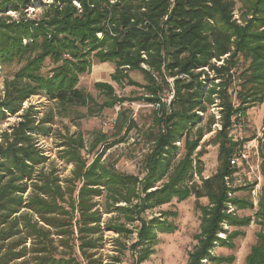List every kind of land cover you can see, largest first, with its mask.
Segmentation results:
<instances>
[{
    "label": "trees",
    "instance_id": "16d2710c",
    "mask_svg": "<svg viewBox=\"0 0 264 264\" xmlns=\"http://www.w3.org/2000/svg\"><path fill=\"white\" fill-rule=\"evenodd\" d=\"M34 1L0 0V64L2 68L16 66L5 82L6 96L0 101V115L17 112L25 99L39 94L55 102L57 110L63 113L73 107H89L94 98L78 83L81 75L90 71L95 58L115 64L113 78L117 82L128 76V70L140 69L151 82L144 86L153 102L159 99L156 94L160 89L155 76L164 79L168 74L187 73L189 79H175L176 98L171 113L168 114L164 105L160 108L164 116L159 122L164 127L153 139L156 144L148 158V174L141 180L107 169L99 158L83 170L85 164L79 147L84 142L69 137L70 148L62 157L75 163L79 177L85 178L79 192L77 238L72 228L77 207L73 202L67 210L58 177L37 169L46 157L32 133L40 134L47 128L34 125L30 117L13 126L11 134L2 133L0 264H14L18 258H24V264H79L74 255L66 257L69 252H57L59 245L51 237L53 232L61 236L57 237L60 245H66L70 252L77 246L89 264L90 250L103 245L104 229L118 233L114 241L120 254L130 250L132 264H141L153 253L157 230L174 231L165 220H148L145 211L168 203L173 197L185 200L190 195L198 199L207 197L209 206H200V241L189 253L187 264H204V259L230 264L234 256H215L211 250L216 243L234 247L235 238L244 235L242 228L252 220L251 216L238 215L237 210L252 209L253 202L233 195L240 189L234 188L226 178L238 171L231 164V157L248 141V138L240 140L230 135L233 117L241 118L250 107L264 102V0H242L246 8L243 23L234 18V0H80V8L74 0H52L47 4L41 0L42 14L31 17L27 9ZM8 10L18 12L20 17L13 19L6 14ZM240 56L249 63L238 77V104H234L229 87ZM216 61L223 63L218 65ZM209 72H213L211 77ZM95 84L107 100L98 108L97 112L101 113L117 99L111 83ZM212 105L218 106L221 114L222 128L215 135L219 144V169L205 178L201 159L192 158L198 142L191 140L190 134L195 128L202 132L201 113H207ZM212 118L214 124V114ZM128 126L132 128L133 122ZM184 139L186 152L177 158L178 143ZM261 151L264 158L263 148ZM195 175L201 181H195ZM164 179L167 181L158 185ZM29 185L34 189L23 198ZM251 186L243 187L249 190ZM102 189L109 203L112 202L106 204L104 213L117 211L127 223H138L136 239L129 246L120 237H129L135 232L133 228L112 221L102 228L103 213L92 211L95 206L91 198L101 195ZM261 191L255 213L261 230L245 264H264V186ZM122 202L125 205H117ZM232 207L235 209L229 210ZM22 208L32 210L43 223L28 212L14 215ZM225 224L234 229L225 230V237H221ZM67 234H73L75 245L63 239ZM28 238L32 239L31 247L25 245ZM28 256L32 259L27 260ZM90 260V264H97L98 260Z\"/></svg>",
    "mask_w": 264,
    "mask_h": 264
},
{
    "label": "rangeland",
    "instance_id": "374dc122",
    "mask_svg": "<svg viewBox=\"0 0 264 264\" xmlns=\"http://www.w3.org/2000/svg\"><path fill=\"white\" fill-rule=\"evenodd\" d=\"M52 0H44L43 3H51ZM236 3V11L234 18L237 22L243 23V13L246 11L242 0H234ZM41 0H35L27 9V14L31 17H38L42 13L40 7ZM74 4L80 8V0H74ZM6 14L12 16L13 19H18L20 14L18 12L8 10ZM223 61H216V64H222ZM248 61L240 56L239 67L233 71V82L229 87V94L233 98L234 104H238L237 92L240 90V73L248 67ZM16 66L12 65L9 68H2L0 64V101L6 96V79L11 77L12 69ZM209 70L208 68H206ZM86 72L81 75L79 81V87L84 89L87 93L94 98V103H91L89 107H73L66 112H60L57 110L55 102H51L42 95H33L24 100L21 108L15 112H6L5 116L0 115V141L2 139V133L8 132L11 134L12 128L18 125L19 122L25 121V119L32 118L34 125H40L47 128L45 132L39 134L38 131L33 132L35 140L38 142L39 148H42L43 154L46 157L44 163L40 164L37 169L44 170L46 172H52L54 176H57L58 184L61 186L62 197L65 200L64 206L67 210H70V203L75 204L74 207V228L75 238L79 235L76 221L80 215L78 206L80 203L79 192L83 188L85 178L79 177L80 171L75 166V163L68 162L64 155L68 150L67 140L69 137L73 139H80L83 143L82 147H79L80 155L84 161L83 170H87L92 163L99 158L100 163H103L107 169L117 170L124 174L135 176L139 180L144 178L148 174V158L152 155L155 148L156 140H153L157 134L164 127L160 124L159 120H162L164 114L158 106V102L162 103L168 111V105L164 104L162 100L168 101L169 95L172 92L174 83L175 91V79L188 80L189 75L182 73L184 77L180 78L182 74L177 75H165L164 79L159 76L156 77L157 85L160 89L157 91V101H150L151 97L148 93V89L144 85H150L145 74L139 69H130L127 72V77L117 82L113 78V74L116 73L115 64L113 62H100L97 58L93 60V64ZM210 77L213 72H209ZM171 77L173 79L171 80ZM134 82V84L130 82ZM96 82L111 83L114 87V94L117 101L111 105V107H105L98 113V108L105 104L107 101L103 92L96 86ZM174 98L170 103V109L172 110ZM218 104L219 99L216 101ZM88 112H93L94 115H90ZM171 111H168V114ZM202 114L201 125L203 127L202 132L199 133L197 128L190 134V139L198 142V146L193 150L192 158H200L204 167L203 176L209 177L215 174L219 169V144L215 138L216 131L222 128L220 124V109L218 106L212 105L208 109L207 113ZM212 114L215 115V123L212 118ZM51 118V121H49ZM234 125L230 129V135L235 139L248 138V143L258 146L259 156L249 160V163L242 164L238 168V174L236 172L237 180L240 177V181L235 184V174L232 177L226 178L229 184L234 188H239L233 195L239 197H245L253 202L254 207L252 209L245 208L243 210H237L238 215L251 216L252 220L249 225L244 226L242 230L244 235H240L235 238L234 247H225L216 243L215 247L211 250L213 255L230 257L234 256L233 261L230 264H245L247 255L249 254L253 245L257 243L258 232L261 230V223H259L255 217V213L258 210L259 200L262 193V187L264 186L263 165L264 158L262 156L261 148L264 150V102L256 103L250 107L247 114L241 118L237 116L233 117ZM133 122V127L129 128L128 124ZM212 130L211 132H209ZM201 134V136H200ZM200 139V140H199ZM111 143H113L111 145ZM179 151L177 158L184 156L186 152L185 139L178 143ZM110 146V147H109ZM112 146V147H111ZM252 150V148H251ZM196 163V162H194ZM246 173V174H245ZM167 179L161 180L158 183L163 184ZM195 181L199 182L200 177L195 175ZM252 185L251 189H246L243 186ZM97 188L98 186H91ZM100 188H104L100 186ZM34 186L29 185L27 192L23 194V198H27L32 193ZM256 189V194L253 195V190ZM102 194L91 198L93 205L95 206L92 211L100 210L102 214L101 226L108 221L123 222L126 227L133 228V232L129 237H120L122 241L131 245L136 239V226L137 222H126L123 214L114 211L113 213H104L106 204L109 203L105 197V189H102ZM110 202L109 204H111ZM117 205H125V203H119ZM200 206H209V200L207 197H201L198 199L194 195H190L185 200H179L178 197H173L170 202L158 205L155 208L148 209L145 212L147 219L165 220L174 227L172 233L157 230L156 243L153 245V253L150 257L141 264H187L190 258V252L199 244L198 236L202 232V211ZM232 207L229 210H234ZM30 213L34 215L35 219H38L42 224L38 215L34 214L32 210L22 208L14 215L20 216L22 214ZM34 219V220H35ZM52 229L49 226H46ZM234 229L233 226L225 224L224 229L219 234L221 237H225V230ZM54 230V229H52ZM54 233V232H53ZM52 236L56 243L59 245L58 251L69 252L66 257L74 255L80 262L79 264H87L88 259L81 256L79 249L75 248L70 252L69 248L64 245L61 246L58 241V234L55 233ZM102 244L97 250H90L92 252V258H89V264L91 260H98L97 264H132V255L130 250H126L123 254H120L117 242L114 241V237L118 236L115 230L104 229L102 234ZM61 237V236H59ZM72 238V239H71ZM63 239L67 240L71 244L73 243V234L64 235ZM71 240V241H70ZM77 243V241H76ZM27 247L32 246V239L28 238L25 242ZM75 247V246H74ZM31 255V254H30ZM27 260H31V256L26 257ZM24 258H18L14 264H24ZM204 264H229L219 263L213 260L204 259Z\"/></svg>",
    "mask_w": 264,
    "mask_h": 264
},
{
    "label": "built area",
    "instance_id": "2783aa9c",
    "mask_svg": "<svg viewBox=\"0 0 264 264\" xmlns=\"http://www.w3.org/2000/svg\"><path fill=\"white\" fill-rule=\"evenodd\" d=\"M182 77H184V75L182 74L181 75V79ZM173 79V77H171V80ZM174 83H173V87H172V92L171 94L169 95V98H168V101H165V100H162L164 104L168 105L167 109L168 111L170 109V103L172 102L173 98H174ZM158 106L161 108L162 106V103L158 102ZM248 142H245L244 144H242V147H240L239 149L236 150V153L231 157V164L234 166V167H239L241 166L242 164H246V163H249V160H251L252 158H255L256 156L258 157L259 156V152H258V146L256 145H251V144H247ZM252 148V150H251ZM238 174V172H237ZM235 173V184L237 185L238 182H241L240 181V177L238 178L237 180V175ZM246 174V173H245ZM256 194V189L253 190V195Z\"/></svg>",
    "mask_w": 264,
    "mask_h": 264
}]
</instances>
